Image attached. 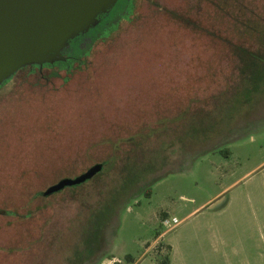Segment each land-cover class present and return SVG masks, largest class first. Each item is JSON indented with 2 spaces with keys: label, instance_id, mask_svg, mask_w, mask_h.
I'll list each match as a JSON object with an SVG mask.
<instances>
[{
  "label": "rangeland",
  "instance_id": "obj_1",
  "mask_svg": "<svg viewBox=\"0 0 264 264\" xmlns=\"http://www.w3.org/2000/svg\"><path fill=\"white\" fill-rule=\"evenodd\" d=\"M238 3L263 36L264 0H136L82 66L0 85V264L162 262L161 221L189 227L210 199L235 227L221 264L228 248L264 264V45ZM238 41L262 62L234 55Z\"/></svg>",
  "mask_w": 264,
  "mask_h": 264
},
{
  "label": "water",
  "instance_id": "obj_2",
  "mask_svg": "<svg viewBox=\"0 0 264 264\" xmlns=\"http://www.w3.org/2000/svg\"><path fill=\"white\" fill-rule=\"evenodd\" d=\"M119 1L0 0V85L25 67L66 62L62 50L106 20ZM102 168V164H95L75 178L62 179L48 187L42 196L81 185Z\"/></svg>",
  "mask_w": 264,
  "mask_h": 264
},
{
  "label": "crops",
  "instance_id": "obj_3",
  "mask_svg": "<svg viewBox=\"0 0 264 264\" xmlns=\"http://www.w3.org/2000/svg\"><path fill=\"white\" fill-rule=\"evenodd\" d=\"M211 200V199H210ZM208 200L207 202L201 204L198 208L193 209L188 213L183 219L190 217L193 214H198L200 208L205 205L210 206ZM229 205V204H228ZM226 207H219L217 210L210 211V215L204 217L202 221H196L194 224L189 225V227H183L179 224L175 230L171 231L173 234L169 244H165L166 250L168 249L166 264H221V250L222 248L230 247L234 241L231 239L233 234L231 218L224 219L223 213H218L219 211L227 210ZM222 218V219H221ZM260 219V218H259ZM181 223V221H180ZM261 228L264 229V221H260ZM260 231V230H259ZM163 234L159 235L160 238ZM157 238V239H158ZM256 240L264 241V234L261 232L257 233L255 236ZM156 240L154 242V246ZM244 243L242 246H246ZM185 250V251H184ZM159 252H162L161 249ZM186 253V257L183 255ZM157 253V251H156ZM182 256L180 258V255ZM249 252L243 250L241 254L237 251V248L231 250L228 248L225 250V255L228 258V264H253L254 262H263V256L260 253H256L255 258L248 255ZM184 260V261H183ZM160 262L153 257L149 261L144 259L134 261L133 264H159Z\"/></svg>",
  "mask_w": 264,
  "mask_h": 264
},
{
  "label": "trees",
  "instance_id": "obj_4",
  "mask_svg": "<svg viewBox=\"0 0 264 264\" xmlns=\"http://www.w3.org/2000/svg\"><path fill=\"white\" fill-rule=\"evenodd\" d=\"M118 6V5H117ZM118 7H116L117 9ZM116 9L113 10V12L109 15V17L113 14L115 15L113 17V20L111 22H109V17L106 18V20H104L100 25H98L100 27V29H98V31L100 32H97L93 35H95V40H98V39H101V38H104L105 36H107L111 31L109 30L110 27H117V24L119 23L120 19H121V16L119 14H116ZM237 14H238V19H236V22L238 24L241 25V27L252 33L253 35V42L256 43L257 45L259 46H262L264 45V35L262 36V34L260 32H262V29H261V26L259 25L261 22L258 21H248L247 18H245L246 15H250L251 13H248L246 12V10L244 9V7L238 3L237 4ZM93 30V29H92ZM92 30L87 34L88 36L92 35ZM114 30V29H113ZM110 31V32H109ZM85 35V36H87ZM84 36V37H85ZM83 37H79L75 40H73L69 46V48H77L79 45H81V39ZM240 43V41H238ZM235 44V43H231V42H226V44L231 48L232 52L234 53V55H240V56H245L246 58L252 60L253 62H255V66L256 64H259V62H262V57L258 56V55H252L250 51L248 50H245L243 47L244 45L240 43ZM81 49H78L79 52L83 51L84 52V55L81 58H83L84 56H86L91 48V44H89V41L86 42V45L84 47H80ZM251 57V58H250ZM252 61H250V63H252ZM67 63L70 64V68L66 67V65L64 63H58L56 64L57 66H60V68H62L63 70L66 71L67 74L70 73V71L73 69V66H74V63L72 62V59H70V61H68ZM84 63H80L79 61V64H77L76 66H82ZM23 71H28V74L29 76H36V77H40L42 76V72L43 71H40L38 68H34V67H25L23 69H20L19 71H17L11 78H14L16 75H18L19 73H22ZM52 77L54 76L53 74L51 75ZM104 170V168H102L101 172L102 173ZM100 173H98L97 175H95L91 180H93L94 178H96ZM91 180L89 181H86V182H90ZM85 182V183H86ZM54 195V194H53ZM146 196H149V191L146 193ZM159 248V247H158ZM158 252L160 251V249H158ZM168 251V249H167ZM168 253V252H167ZM167 258V257H166ZM130 259L128 256L125 257V261L128 262ZM114 264H121V263H114ZM159 264H166V259L162 262H160Z\"/></svg>",
  "mask_w": 264,
  "mask_h": 264
},
{
  "label": "flooded vegetation",
  "instance_id": "obj_5",
  "mask_svg": "<svg viewBox=\"0 0 264 264\" xmlns=\"http://www.w3.org/2000/svg\"><path fill=\"white\" fill-rule=\"evenodd\" d=\"M135 1L136 0H120L119 1V5L117 6L118 8L116 9V14H119L121 17H126L127 16V12H128V6H131L132 9H130L131 11L134 10L135 7ZM97 27V26H96ZM95 35H90V36H83V38L81 39V45H79L77 48H73L70 49L69 47L65 48L64 50H62V55L67 58L66 62H63L66 67L70 68V64L67 63L68 59H72V62L74 63V65L79 64L80 63H84V61H82V58L80 59V57H82L84 55V52L81 51L79 52L78 49H81L80 47H84L86 45V42L89 41V44H93V42L95 41ZM28 67H34V68H38L40 71H48L51 72L53 70H61L62 68H60V66H57L56 64L54 66H43L41 68L37 67V66H28ZM13 79L10 78L8 81H12Z\"/></svg>",
  "mask_w": 264,
  "mask_h": 264
},
{
  "label": "built area",
  "instance_id": "obj_6",
  "mask_svg": "<svg viewBox=\"0 0 264 264\" xmlns=\"http://www.w3.org/2000/svg\"><path fill=\"white\" fill-rule=\"evenodd\" d=\"M179 221L176 218H164L161 221V225L166 228L167 231L171 232L176 229V227L179 225Z\"/></svg>",
  "mask_w": 264,
  "mask_h": 264
}]
</instances>
